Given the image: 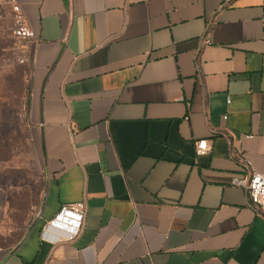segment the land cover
I'll use <instances>...</instances> for the list:
<instances>
[{
    "label": "crops",
    "instance_id": "obj_1",
    "mask_svg": "<svg viewBox=\"0 0 264 264\" xmlns=\"http://www.w3.org/2000/svg\"><path fill=\"white\" fill-rule=\"evenodd\" d=\"M17 1L47 182L0 264H264V0Z\"/></svg>",
    "mask_w": 264,
    "mask_h": 264
},
{
    "label": "rangeland",
    "instance_id": "obj_2",
    "mask_svg": "<svg viewBox=\"0 0 264 264\" xmlns=\"http://www.w3.org/2000/svg\"><path fill=\"white\" fill-rule=\"evenodd\" d=\"M3 1L0 0V4ZM9 14L0 19V250L36 224L47 176L32 120V69Z\"/></svg>",
    "mask_w": 264,
    "mask_h": 264
},
{
    "label": "built area",
    "instance_id": "obj_3",
    "mask_svg": "<svg viewBox=\"0 0 264 264\" xmlns=\"http://www.w3.org/2000/svg\"><path fill=\"white\" fill-rule=\"evenodd\" d=\"M0 4V19L4 17V11L10 10V18L12 23V31L16 38L26 41L36 39V32L28 24L21 6L17 0H2ZM209 43V40H205ZM229 101V100H228ZM264 142V136L261 137ZM207 140H199L196 147L197 154H201L207 150ZM245 165L249 171L248 179H244L241 184L246 190L250 205L258 213L264 215V171L255 170L251 162L246 160ZM87 207L85 202L65 204L61 207L56 216L51 219L44 233L52 228L63 231L67 239L76 238L84 227Z\"/></svg>",
    "mask_w": 264,
    "mask_h": 264
},
{
    "label": "water",
    "instance_id": "obj_4",
    "mask_svg": "<svg viewBox=\"0 0 264 264\" xmlns=\"http://www.w3.org/2000/svg\"><path fill=\"white\" fill-rule=\"evenodd\" d=\"M41 211V210H40Z\"/></svg>",
    "mask_w": 264,
    "mask_h": 264
}]
</instances>
